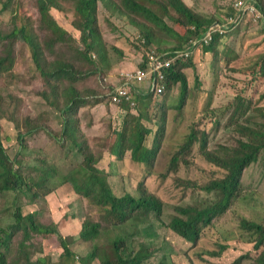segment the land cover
I'll return each mask as SVG.
<instances>
[{
  "label": "trees",
  "instance_id": "1",
  "mask_svg": "<svg viewBox=\"0 0 264 264\" xmlns=\"http://www.w3.org/2000/svg\"><path fill=\"white\" fill-rule=\"evenodd\" d=\"M65 1H69L68 8L58 0H36L34 8L40 17V25L36 26L37 28L32 27L33 18L28 13L32 4L27 0L24 2L25 8L17 6L14 13L16 17H20L21 12L27 13L26 23H17L9 33H3L0 25V40L7 48L3 54H0V75L11 71L15 64V46L21 42L24 48H28V62L36 65L39 77L43 78L45 86L50 89L44 92L43 96L52 106L59 109L63 118L61 133H55L45 125L33 127L29 123L25 137L24 135L21 137L24 139L26 136L46 130L55 142L73 143L85 160L72 168L69 174L63 178L60 177L62 183L57 185L54 181L59 177L60 170L55 164H49L47 156L37 158L40 165H28L24 161L29 157V148L22 146L21 160L14 161L0 140V199L10 197L16 200L22 193L38 198L39 192L35 191L42 190L47 196L55 193L60 197L64 192L58 187L69 184L83 199L86 206L100 208L104 214L103 220H106L118 232L109 254L102 255L101 247L95 245L93 254H90L85 264H90L96 258L101 264H139L154 256L144 247L140 252L129 251L127 243L136 236L143 237V234L152 232V215H155L156 219H162L166 205L164 200L156 192L148 190L147 184L139 185L135 195L129 192L117 195L108 175L100 167L104 161L102 155L92 150L90 140L83 132V126L77 120L84 108L107 104V108L111 109L112 104L114 108L112 112L117 113L122 128L115 130L107 141L110 145L111 159L124 160L130 156L136 163L147 165L150 169L149 173L153 175L152 169L164 163L158 154L162 152L167 158L175 149L168 160L170 163L167 175L190 168L193 164L191 159L199 155L221 171L220 176L202 180L201 184H199L200 181L189 183L190 188L204 191L212 196V201L206 204L175 206L176 214L170 217L167 225V228L185 241L198 245L206 238L204 230L211 229L214 223L224 216L242 196L244 171L251 164L258 162L261 156L264 157V105L258 107L260 101L264 99V91L262 94L259 93L260 84L264 82V54L257 55L254 66L243 72L247 78L234 77L235 90L232 92L235 93L234 112L223 127L232 128L238 134L237 147L224 148L218 144L214 150H210L206 133L199 136L201 131L196 130L191 123L187 126L190 133L177 147L176 144L172 145L170 139H167L166 146L171 150L166 151L167 149L163 150V146L168 126L176 128L171 117L176 116L175 120H185V117L195 112L196 107L200 105L197 103V106L193 107L188 77L184 71L194 67L193 55L178 61L168 69L165 90L161 94L152 90L139 94L135 99L137 104L135 107L129 102L113 103L110 94L120 86V83L121 85L127 83V79L123 76L122 62L127 57V52H125L126 48L106 38L100 20L101 7L104 6L112 15H118L127 25L143 31L141 37L148 40L146 44L135 38L132 40L135 46L131 45V47L138 51L145 47L152 49L151 45L160 33H164L167 38L164 41L171 45L163 47L159 46L162 44L159 42L158 49L151 51L159 53L184 51L190 41L202 38L206 30L212 26L213 21L193 12L185 0H146L148 4L142 0ZM1 2L4 6L8 3L5 0ZM254 3L264 13V0H255ZM234 6L232 5V9H229L228 15L236 14L235 27H237L240 17L245 14L239 13L235 8L233 10ZM54 9L63 13L65 18L72 19L71 28L63 25L58 17L51 13ZM170 11L174 12V21L181 28H172L167 25L165 18ZM176 15L178 18H175ZM219 23L220 25L216 24L214 27L219 29L224 24V22ZM152 26L158 28L157 33H154ZM113 28L117 30L115 26ZM76 30L79 36L75 34ZM231 30L232 27L229 26L223 34L219 30L215 31L212 40L209 43L202 42L199 48H202L204 53H218L221 39ZM42 33L45 35L44 38H41ZM111 46L115 51H111ZM144 54L145 58L139 68H146L148 65L149 52L146 50ZM114 57H119L118 65ZM230 70L238 71L234 68ZM221 72L218 77L224 81L225 73ZM121 75L122 78L119 77ZM92 76L98 77L99 90L103 93L97 92V89L85 92L74 84L68 87L60 85V81L76 83L86 81ZM113 76L120 78L119 84L113 85L106 81V78L110 79ZM242 79H244V85H236L237 82H242ZM261 79H263L262 82L259 81ZM199 84L198 82L196 86L198 91H200ZM175 85H179L180 88L178 103L174 108H169L165 97L166 90H170ZM97 93L98 96H95ZM230 108L232 106L227 105L225 110ZM204 113L209 116L213 114L210 110H205ZM211 122L221 127L219 121L211 120ZM149 137H151L152 145L148 142ZM11 213L9 223L5 227H0V264H51V257L46 254L45 243L44 249H38L34 241L37 237L47 240L56 235L64 250V256L74 257L69 241L54 223L46 225L33 216L26 217L21 208H16V211L8 215ZM102 229L101 223L87 221L80 233L81 238L96 243L102 234ZM236 235L240 242L253 244V249L258 252V255L255 259L241 256L232 264H264V251H261L264 248V216L260 221L240 217ZM227 249V245H220V251L214 256H220Z\"/></svg>",
  "mask_w": 264,
  "mask_h": 264
},
{
  "label": "rangeland",
  "instance_id": "2",
  "mask_svg": "<svg viewBox=\"0 0 264 264\" xmlns=\"http://www.w3.org/2000/svg\"><path fill=\"white\" fill-rule=\"evenodd\" d=\"M5 1H8L6 6L0 0V25L3 33H9L17 23H26L28 19L25 12H21L20 17L14 16L17 6L18 8H25V0ZM27 1H31L32 4L31 10H28L30 17L33 18L31 21L32 27L37 28L36 26L40 25V17L34 8L36 0ZM142 1L148 4L146 0ZM239 1H245L247 4L253 5L256 11L251 13L249 11H239L234 6ZM58 2L64 4L67 8L69 7V1L58 0ZM185 2L193 12L212 20L211 27L215 31L220 29L214 27L216 24L220 25L219 22H224L221 26H231L233 31L224 34L218 53H204L202 48H199L192 56L194 67L184 69L188 77L189 92L191 98H193V107L195 108L197 103H200V105L196 107L195 112L187 115L185 120H175L176 116L171 117L176 128L168 126L163 150H171L166 146L167 139H170L172 145L176 144L177 147L190 133L187 126L191 123H193L196 130L201 131V134H198L199 136L206 133L210 150H214L218 144H221L224 148H232L237 145L238 134L232 128H224L223 126L234 112L235 93H232L235 90L234 77L244 78L243 72L254 66L256 56L264 54V13L254 3L255 0H185ZM232 5L234 6L233 10L235 8L239 13L245 14L240 17L241 20L237 27H235L237 24L236 14L228 15ZM52 12L63 25L71 28L70 22L72 23V19L66 17V21L65 15L57 9L52 10ZM174 16V12L170 11L168 17L165 18L167 25L172 28H181L174 21ZM175 18H178V16L176 15ZM100 20L106 38L110 42L126 48L127 57L122 61L123 72L125 71L123 76L126 79L127 74L129 77V74L133 76L137 72L145 58L144 52L146 50L151 52L152 49H158L159 42L162 43L159 46L168 47L171 45V43L167 44V41H164L167 40L164 33H160L152 43V49L144 46L145 48L141 51L135 50L131 47V45L135 46L132 41L134 38L144 44L148 42L146 38L141 37L143 31L127 25L123 19L118 15H112L104 6L101 7ZM114 26L117 30H114ZM152 28L154 33L158 32L156 31L157 27L152 26ZM75 34L80 35L77 30ZM40 35L41 38L45 37L44 33ZM110 49L112 51L113 47L111 46ZM6 50V45L0 40V54H3ZM27 53L28 48H24L22 43L19 42L15 46L14 66L11 71L0 75V140L14 161L21 160L20 151L22 146L29 148V157L24 161L28 165H40L37 158L47 156L49 164H55L60 170L59 177L54 181L59 185L62 183L60 177L63 178L69 174L72 168L85 160V157L79 153L73 143L67 141L55 142L46 130L26 136L24 139L21 137V135L25 137L29 123L33 127L45 125L55 133H61L63 129V118L59 109L52 106L43 96V93L50 91V89L45 86L43 78L39 77L36 65L33 62H28ZM114 58L118 65L120 62L119 57ZM231 68L238 71H231ZM220 72L225 73L224 81L218 77ZM119 77L122 78V75ZM120 78L113 76L110 79L106 78V81L117 85ZM262 80L259 81L262 82ZM241 81L240 83L237 82L236 85L243 86L244 79ZM198 82L200 83V91L196 87ZM61 84L64 87L74 84L85 92L97 89V92L103 93L99 90V79L96 76L76 83L60 81ZM263 91L264 82L260 84L259 93L262 94ZM142 93H145V91L142 90ZM166 93L168 107L174 108L180 95L179 85L166 90ZM95 96H98V93ZM58 102L60 103V101ZM106 105L101 104L84 108L79 113L77 120L83 126V132L85 136L87 134L86 137L90 140L92 150L98 155H102L104 161L100 164V167L108 175L113 190L117 195H124L127 192L135 195L139 185L147 184L148 190L159 194L166 204L162 219H156L155 215H152V232L143 234V237L136 236L127 243L129 251L140 252L141 248L144 247L147 252L154 254V256L139 264H232L241 256H249V258L255 259L258 252L254 251V245L240 242L236 232L240 217L260 221L264 216V157L261 156L258 162L251 164L244 171L242 196L224 216L214 223L211 229L204 230L206 238L198 245H193L167 228L170 217L176 214L175 206L211 202L212 196L204 191L190 188L189 183L200 181L199 184H201L202 180L220 176L221 171L214 165L207 163L199 155V157L191 159L193 164L190 168L181 172H171L167 175L170 163L168 160L175 149L170 152V156L167 158L163 156L162 152L158 154L164 163L158 164V167L152 169L153 175L149 173L150 169L147 165L136 163L130 156L124 160L111 159L109 157L110 145L107 144V141L115 130L122 127L117 113L112 112L114 109L112 104L111 109L107 108L108 105ZM227 105H231L232 108L225 110ZM263 105L264 99L260 101L258 107ZM205 110H210L213 114L209 116L204 113ZM152 111L154 116V109ZM211 120L219 121L222 128L213 124ZM74 124L76 125V123ZM150 141L151 137H149L148 142L152 145ZM27 172H29L28 169ZM34 173L36 174V172ZM58 189L64 192L60 197L55 193L47 196L45 191L42 190L35 191L39 192L38 198L23 193L18 195L16 200L10 197L1 198L0 227H5L9 223V217L12 213L8 214L14 210L16 211V208H21L24 216H33L43 224L54 223L60 233L69 241L74 257L67 258L64 256V250L57 235L47 240L42 237L35 238L34 242L38 249H44L45 243L46 254L51 257V264H85L90 254H93L95 245L101 247L102 255L109 254L118 232L106 220H103V211L90 205L86 206L83 199L76 194L69 184L59 186ZM92 220L101 223L103 226L102 234L96 243L82 240L80 234L85 223ZM127 231L131 230L127 229ZM220 245H227L228 249L216 257L214 254L220 251ZM261 251H264V248ZM90 264H101V262L96 258Z\"/></svg>",
  "mask_w": 264,
  "mask_h": 264
},
{
  "label": "built area",
  "instance_id": "3",
  "mask_svg": "<svg viewBox=\"0 0 264 264\" xmlns=\"http://www.w3.org/2000/svg\"><path fill=\"white\" fill-rule=\"evenodd\" d=\"M235 6L242 12L249 11L251 13L256 11L253 5L247 4L245 1L237 2ZM226 29L227 26H221L219 32L223 33ZM214 32L215 30L213 27H209L202 38L190 41L184 51L159 53L153 50L149 52L147 67L139 68L133 76L129 74L130 76L128 77L127 74V83L118 86L110 94L113 103L122 104L124 102H129L134 107L137 105L135 101L136 96L142 94V90L145 89V93L147 90L162 93L165 90V80L168 69L174 66L178 61L190 58L198 50L202 42L209 43L212 40Z\"/></svg>",
  "mask_w": 264,
  "mask_h": 264
},
{
  "label": "crops",
  "instance_id": "4",
  "mask_svg": "<svg viewBox=\"0 0 264 264\" xmlns=\"http://www.w3.org/2000/svg\"><path fill=\"white\" fill-rule=\"evenodd\" d=\"M224 33V32H223ZM123 73H125V71L123 72ZM146 86H147V84H146ZM148 87V86H147ZM145 90V89H144ZM150 90H148L146 93H148ZM135 107V106H134Z\"/></svg>",
  "mask_w": 264,
  "mask_h": 264
}]
</instances>
